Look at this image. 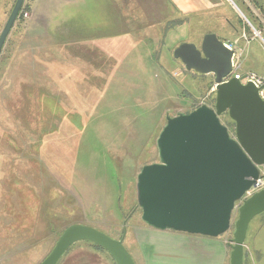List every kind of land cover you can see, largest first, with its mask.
Wrapping results in <instances>:
<instances>
[{"label": "rangeland", "instance_id": "obj_1", "mask_svg": "<svg viewBox=\"0 0 264 264\" xmlns=\"http://www.w3.org/2000/svg\"><path fill=\"white\" fill-rule=\"evenodd\" d=\"M70 1L25 0L28 15L20 12L0 54V264H40L72 223L93 225L116 238L126 231L124 243L137 264H211L204 246L214 254L223 251L213 264H230L241 202L227 232L178 243L142 220L137 174L159 160L156 140L179 97L188 104L215 100L214 75L187 70L174 49L183 41L200 43L204 32L215 30L235 49L238 72L264 77V25L262 34L231 0H211L205 12L190 0L189 10L174 11L163 34L144 19L143 9L152 11L154 0H119L123 28L131 32L116 41L119 34L111 32L116 2ZM15 2L0 0V33ZM75 31L85 32L89 48H75L73 42L70 51L88 63L91 80L97 77L94 64L110 58L105 67L110 73H102L109 82L94 83L86 93H61L51 74L55 62L68 67L65 38ZM108 42L114 58L107 55ZM39 92L53 96L42 99ZM149 240L150 251L144 245ZM244 248L246 264H264V211L252 218ZM70 249L58 263L85 254L79 246ZM100 260L92 264H113L109 256Z\"/></svg>", "mask_w": 264, "mask_h": 264}, {"label": "water", "instance_id": "obj_2", "mask_svg": "<svg viewBox=\"0 0 264 264\" xmlns=\"http://www.w3.org/2000/svg\"><path fill=\"white\" fill-rule=\"evenodd\" d=\"M24 2L16 0L0 33V54ZM235 54L215 32L205 33L200 43L183 41L174 49L187 70L214 75L215 100L167 116L156 140L159 160L142 166L136 187L142 220L159 230L219 236L230 229L241 202L230 264H244L249 224L264 211V189L244 198L264 168V98L252 81L225 80ZM224 113L233 120V130L222 121ZM125 235L116 238L93 225L72 223L40 264H57L82 240L101 245L117 264H137Z\"/></svg>", "mask_w": 264, "mask_h": 264}, {"label": "crops", "instance_id": "obj_3", "mask_svg": "<svg viewBox=\"0 0 264 264\" xmlns=\"http://www.w3.org/2000/svg\"><path fill=\"white\" fill-rule=\"evenodd\" d=\"M101 1L102 0H100V2ZM122 1H123V4H124V0H122ZM173 1H175L177 4H178V2L181 1L182 4H184V6L180 7L181 11L182 10L185 11V10H189L190 9V0H173ZM70 2H72V3L76 4V5L81 2V3H83V6H86L88 0H72ZM114 2H116V6L114 5ZM118 2H119V0H112V3L114 5V7L118 9L116 11V13L113 14L114 15V17H113L114 18V26H113V29H111L112 33L119 34L118 38H116V41L119 40V38H120L119 36L120 35L122 36L121 39H124L125 34L128 33V32H131V31L124 30V28H123L124 27L123 20H121L122 25L118 23L119 22L118 18L124 16L122 14L123 13V9L121 8V6H119ZM158 2H160V4H157ZM209 2H211V0H197V4H196L197 9L200 10V7L203 6V8H204L203 12H205L204 10L207 8V4ZM153 3H154V5L157 4V6L153 7L152 11H150L151 8H149L150 10L148 8L143 9V13L145 15L144 18H163V17H166V16H172V14L174 13L172 5H169V4L167 5L166 0H154ZM142 8H144V7H142ZM120 11H121V13L119 14ZM226 22L228 23L229 26H231V25L235 26L231 22V18H229V17L226 18ZM142 28H144V27H142ZM141 30H143V29H141ZM210 32H215V33L218 34V32L215 31V30H211ZM84 33L85 32H83V31L81 33L79 31H77V32L75 31L74 34H72V36L65 38V40L69 39L68 44L70 46V47H68V54H69L68 61L69 62L68 61L65 62L66 64L68 63V67H63L64 64L61 61L54 63L55 70H53V73L51 74V76L53 78V81L57 83L55 85L54 89H57V91H59L61 93H62V91H64V92H67V91L73 92L74 90L84 91L86 93V92H88V90L91 88V86L94 83H98V85H101L100 82H102V81L104 82V84L109 82L108 78H103L102 73L108 69V68H105L107 66V63L112 62V61H110V58H107V61H102V58H101L100 60L102 62H97L96 64H94V66L96 67V73H97L96 76L97 77H95L96 78L95 80H91L90 79L91 76L89 75L90 68H88L89 67L88 63L84 62L82 56H77L76 53H74V55H73L72 50L70 51V49L73 48L75 43H77V45L74 46L75 48H79V49H88L89 48L88 47L89 42L84 43V37H85ZM218 36L221 37L219 34H218ZM221 39H223L225 42L228 41V40H226V39H224L222 37H221ZM73 42H74V44H73ZM59 47H62V46H59ZM108 47H109L108 48L109 53L107 55L110 56L111 58H114V55H116L115 48L113 49L112 46H110L109 42H108ZM116 50H117V54L119 55V48L116 49ZM84 64H86V65L83 66ZM109 65H110V63H109ZM191 71H193V70H191ZM247 71H249V70H247ZM194 72H196V71H194ZM109 73H110V70H107L105 76H107ZM189 74L190 73H188V75ZM102 78H103V80H102ZM57 81H60V82H57ZM72 81H74V82H72ZM67 82L70 83V87L66 89L63 86V83H67ZM73 83H74V85H73ZM98 88H101V87L94 86L93 90H96ZM69 96H70V94H69ZM74 96L76 97L75 94H74ZM71 97H73V95H71ZM172 98L173 97H171V99ZM183 98H185V97L183 96V97H179L178 98V101H176V102H180V103H179V105H178V107L176 109H174V110L171 109V111H172L171 115H174L175 113H178V112H175V111L192 109L193 106L199 104V102L198 103L197 102H192V103L188 104L187 102L182 101ZM175 100H176V98H175ZM201 102H203V99L200 101V103ZM226 114L227 113H224V115H226ZM157 230H159V229H157ZM151 232L148 233L150 239H151V235L150 234H152ZM160 234H163L164 236L169 237L170 239H172L175 242H177L176 240H180L178 243H181L184 240L191 241V242L194 243V242H196L198 240V238L199 239L203 238V237H200V236H203V235L190 234V233H187V232L175 231V230H170V229L161 230ZM144 245L149 246V251L152 248H154L151 240H149L148 244L144 243ZM204 248H205V251H208L207 255L209 257V260L212 259V263L211 264H213V262L215 261L214 260V258H215L214 255H216V257H219L221 255V253L223 252V251L218 252L220 249H217L218 253L214 254L209 249V246H204ZM144 253H145V251H144ZM201 254L203 255L204 252L202 251Z\"/></svg>", "mask_w": 264, "mask_h": 264}, {"label": "trees", "instance_id": "obj_4", "mask_svg": "<svg viewBox=\"0 0 264 264\" xmlns=\"http://www.w3.org/2000/svg\"><path fill=\"white\" fill-rule=\"evenodd\" d=\"M234 1L238 5V7L241 9V11L245 14L247 19L252 24V26L255 29H259L261 31V33L263 34V25L264 24H263L262 18L255 12L254 7L262 14V16H264V0H249V3L246 0H234ZM166 2H167V5L168 4L172 5L173 8H174V4H175V6H176L175 8L176 9L175 10L173 9V11H180V9H178L179 7H178V5H177V3L175 1L166 0ZM250 3L253 4L254 7H252L250 5ZM157 4H160V2H158ZM24 13L25 12H24V7H23L22 10H21L20 16L22 17L24 15ZM188 13H189V11H188ZM173 15H174V13L172 14V16H166V17H163V18H144V19H146V21L149 24H156L154 26H157V28L161 27L162 31H163V34H164V31L166 30L167 27L171 28V24H172L171 21L174 20L173 19ZM118 20L119 21L124 20V17H119ZM239 20L241 21V23L244 24V27L247 30H251V26L248 23L244 22V20L242 18H240ZM184 21H185V19H184ZM164 22H165V24L162 27V24ZM183 22L179 21V24H181ZM149 26H151V25H149ZM210 31L211 30H208V31H206L204 33H208ZM213 85H214V82L211 83V86H213ZM38 94H40V96L42 95L41 96L42 99L45 98L44 97L45 95L53 96V94L50 95V93H41V92H39ZM202 103H204V102H202ZM206 103H208V102H206ZM199 105H200V103L195 105V106H193L192 109L196 108ZM228 117H227V115L225 116L224 114H222L221 119L230 128L234 127L233 120L230 117L229 118ZM232 130H233V128H232ZM73 245H72L73 246L72 249H74L76 246H79V247H81L82 252H85V254H82V255L78 254L77 256L76 255L70 256L65 261H61L60 263H57V264H92L93 262H95L94 260H96V259H98L97 262L101 261L100 259L102 257H104V256H109L112 259L113 264H117L115 259L112 257V255L105 248H103L101 245H99L97 243H94V242L89 241V240H82V241H79V242H77V243H75ZM72 249H70V251ZM70 251H69V253H70ZM244 264H246L245 254H244Z\"/></svg>", "mask_w": 264, "mask_h": 264}, {"label": "built area", "instance_id": "obj_5", "mask_svg": "<svg viewBox=\"0 0 264 264\" xmlns=\"http://www.w3.org/2000/svg\"><path fill=\"white\" fill-rule=\"evenodd\" d=\"M25 16L28 15L27 12L24 13ZM230 48H233L232 44L226 43ZM236 55V54H235ZM237 68H239L238 64L235 61V56L233 58V71L225 80H228L231 76H235L238 79H241L243 82L252 81L257 87H260V94L264 98V77L257 75L254 72L246 71V72H238ZM264 189V168L261 170V176L257 179V181L253 184V186L246 192L244 198H247L254 194L255 192ZM243 198V199H244Z\"/></svg>", "mask_w": 264, "mask_h": 264}]
</instances>
